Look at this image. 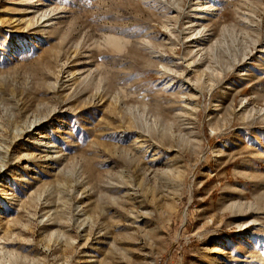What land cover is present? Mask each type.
Segmentation results:
<instances>
[{
  "label": "rangeland",
  "instance_id": "1",
  "mask_svg": "<svg viewBox=\"0 0 264 264\" xmlns=\"http://www.w3.org/2000/svg\"><path fill=\"white\" fill-rule=\"evenodd\" d=\"M0 264H264V0H0Z\"/></svg>",
  "mask_w": 264,
  "mask_h": 264
}]
</instances>
